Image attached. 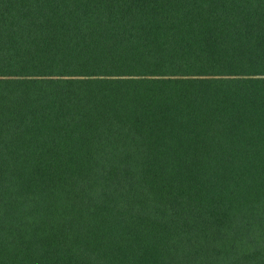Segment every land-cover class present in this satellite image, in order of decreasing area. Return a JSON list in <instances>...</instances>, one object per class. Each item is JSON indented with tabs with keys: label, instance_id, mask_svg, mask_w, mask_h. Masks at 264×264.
Returning <instances> with one entry per match:
<instances>
[{
	"label": "trees",
	"instance_id": "1",
	"mask_svg": "<svg viewBox=\"0 0 264 264\" xmlns=\"http://www.w3.org/2000/svg\"><path fill=\"white\" fill-rule=\"evenodd\" d=\"M0 264H264V0H0Z\"/></svg>",
	"mask_w": 264,
	"mask_h": 264
}]
</instances>
